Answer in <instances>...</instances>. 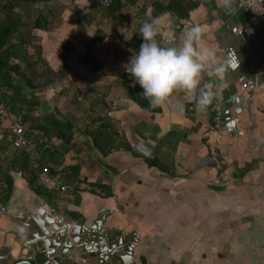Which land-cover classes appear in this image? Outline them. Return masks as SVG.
Here are the masks:
<instances>
[{"label":"crops","instance_id":"1","mask_svg":"<svg viewBox=\"0 0 264 264\" xmlns=\"http://www.w3.org/2000/svg\"><path fill=\"white\" fill-rule=\"evenodd\" d=\"M153 17L164 45L201 26L198 47L224 69L202 73L216 91L206 110L197 92L153 106L133 85L124 62ZM1 26L14 28L0 53L15 47L18 70L0 77V101L38 139V165L74 192L48 189L41 168L33 184L35 167L24 168L0 119V264H44L32 217L41 207L97 232L88 249L59 255L65 264H111L102 256L114 242L137 264H264V23L237 0H0ZM254 76L258 90L241 92Z\"/></svg>","mask_w":264,"mask_h":264},{"label":"clouds","instance_id":"2","mask_svg":"<svg viewBox=\"0 0 264 264\" xmlns=\"http://www.w3.org/2000/svg\"><path fill=\"white\" fill-rule=\"evenodd\" d=\"M162 20L153 17L143 22L139 29L143 40L138 49H130L124 68L153 106L163 105L177 90H187L198 93L197 106L206 110L216 99V91L201 83L202 73L211 65L214 75L222 78L224 69L214 63V50L198 47L202 35L199 24L184 30L182 43L164 45L158 39Z\"/></svg>","mask_w":264,"mask_h":264},{"label":"water","instance_id":"3","mask_svg":"<svg viewBox=\"0 0 264 264\" xmlns=\"http://www.w3.org/2000/svg\"><path fill=\"white\" fill-rule=\"evenodd\" d=\"M33 220L39 227L36 235V241L40 242L47 256L44 264H65L64 259L71 256L73 250L80 248L88 249L91 243L90 235L97 234L93 227L83 225L74 217L62 216L57 210H48L45 207L32 214ZM105 253L102 258L112 264H137L134 261L132 251L112 243L110 247L104 248ZM103 252V251H102ZM5 264V263H3ZM22 264H33L30 260H25Z\"/></svg>","mask_w":264,"mask_h":264},{"label":"built area","instance_id":"4","mask_svg":"<svg viewBox=\"0 0 264 264\" xmlns=\"http://www.w3.org/2000/svg\"><path fill=\"white\" fill-rule=\"evenodd\" d=\"M123 0H98L99 4L104 7H110L114 3ZM238 7L246 12L252 13L262 23H264V0H237ZM240 90L243 93H255L258 90V81L256 76L241 83ZM221 106L219 103L212 108V124L213 129H217L221 123ZM0 119H9L8 132L11 137L12 145L17 149H24L29 154L30 159L37 165L40 158L38 139L34 135H30L23 121L13 116L7 106L0 101ZM41 183L48 189L73 194L74 187L65 183L59 176L53 174L47 165L41 166ZM78 189L81 191H93L103 193L102 190L92 184L79 182Z\"/></svg>","mask_w":264,"mask_h":264},{"label":"trees","instance_id":"5","mask_svg":"<svg viewBox=\"0 0 264 264\" xmlns=\"http://www.w3.org/2000/svg\"><path fill=\"white\" fill-rule=\"evenodd\" d=\"M10 16L13 17L17 21L18 16L16 14L11 13ZM9 29H10V27H5V28H3L2 26L0 27V48L5 47L8 38L13 33L12 30L14 28H11L10 32H9ZM15 49H16L15 47L14 48L13 47H7L3 50V52L0 53V77L1 78H6V77L10 78V77H12L11 72L18 70V68L15 65H9L10 57L14 56V55L16 56ZM5 83L9 84L8 80L5 81ZM13 109H14V107H13ZM22 154H23V163L25 165L24 168L28 167L29 165H32L33 167H35V168H32L30 170V173H31L30 178H31V181L33 183V182H35V179L38 178L37 172H38V169L40 170V168H41L40 166H42V165L40 164V166H34L33 162L30 160L29 154L24 152V151L22 152ZM8 185L10 188L11 183H9Z\"/></svg>","mask_w":264,"mask_h":264},{"label":"bare ground","instance_id":"6","mask_svg":"<svg viewBox=\"0 0 264 264\" xmlns=\"http://www.w3.org/2000/svg\"><path fill=\"white\" fill-rule=\"evenodd\" d=\"M97 1H98V0H97ZM124 1H125V0H123V1H119V2H116V3H122V2H124ZM98 3H99V2H98ZM116 3H114V4H116ZM114 4H113V5H114ZM113 5H112V6H113ZM110 7H111V6H110ZM1 102H2V101H1ZM3 103H4V102H3ZM4 104H5V103H4ZM5 105H6V104H5ZM7 108H8V107H7ZM19 118H20V117H19ZM20 119H21V118H20ZM21 120H22V119H21ZM23 150H24V149H23ZM24 151H25V150H24ZM25 152H26V151H25Z\"/></svg>","mask_w":264,"mask_h":264},{"label":"rangeland","instance_id":"7","mask_svg":"<svg viewBox=\"0 0 264 264\" xmlns=\"http://www.w3.org/2000/svg\"><path fill=\"white\" fill-rule=\"evenodd\" d=\"M23 150V149H22ZM31 160V159H30ZM32 161V160H31ZM35 166H37V165H35Z\"/></svg>","mask_w":264,"mask_h":264}]
</instances>
